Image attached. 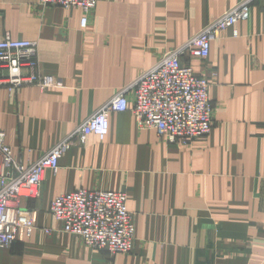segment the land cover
Here are the masks:
<instances>
[{"label": "crops", "instance_id": "crops-1", "mask_svg": "<svg viewBox=\"0 0 264 264\" xmlns=\"http://www.w3.org/2000/svg\"><path fill=\"white\" fill-rule=\"evenodd\" d=\"M241 1L99 0L83 29L80 9L0 0V40L37 41L40 67L56 79L45 90L0 84V130L14 159L39 161ZM184 63L211 83V133L167 143L139 130L131 111L111 114L106 138L73 147L57 173L46 172L40 197L24 201L35 229L0 249V264H264V0L212 43L207 60ZM127 96L132 103L134 90ZM82 189L128 195L131 253L91 249L59 231L53 199Z\"/></svg>", "mask_w": 264, "mask_h": 264}, {"label": "built area", "instance_id": "built-area-1", "mask_svg": "<svg viewBox=\"0 0 264 264\" xmlns=\"http://www.w3.org/2000/svg\"><path fill=\"white\" fill-rule=\"evenodd\" d=\"M253 0H243L194 35L183 47L167 52L141 77L103 105L53 147L39 161L24 165L13 157L6 134L0 130V249L11 247L23 232L35 229L34 212L24 201L37 200L47 171L57 173L60 160L75 146H83L91 135L104 140L109 134L110 115L131 111L139 130L153 129L167 143H189L208 136L213 127L210 81L197 75L185 59L205 61L214 41L251 16ZM99 0H39L42 7L80 9L81 27ZM234 37H239L237 30ZM0 84L12 88H52L56 79L42 71L37 41L14 40L5 33L0 40ZM134 90V101L127 96ZM129 197L122 192L78 190L56 196L50 206L60 232L80 238L91 248L111 255L129 254L134 248L135 221L128 209ZM50 234L51 230H45Z\"/></svg>", "mask_w": 264, "mask_h": 264}]
</instances>
